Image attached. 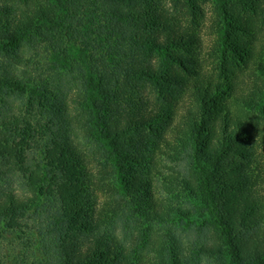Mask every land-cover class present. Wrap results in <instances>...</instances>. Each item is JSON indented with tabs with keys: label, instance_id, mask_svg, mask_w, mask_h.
<instances>
[{
	"label": "trees",
	"instance_id": "obj_1",
	"mask_svg": "<svg viewBox=\"0 0 264 264\" xmlns=\"http://www.w3.org/2000/svg\"><path fill=\"white\" fill-rule=\"evenodd\" d=\"M157 1L0 0V47L17 44L0 56V178L24 181L0 192V221L34 215L59 264H185L186 247L201 264H264V0H216L207 20L192 6L189 22ZM39 43L59 58L78 45L76 74L23 77ZM173 175L222 215L195 241L172 226L189 214L165 203ZM124 196L167 217L139 251L107 236Z\"/></svg>",
	"mask_w": 264,
	"mask_h": 264
},
{
	"label": "rangeland",
	"instance_id": "obj_2",
	"mask_svg": "<svg viewBox=\"0 0 264 264\" xmlns=\"http://www.w3.org/2000/svg\"><path fill=\"white\" fill-rule=\"evenodd\" d=\"M157 4L163 6L167 10H171L173 14H176L178 21L189 22L190 17H183L182 15V12H186V9L191 8L192 6L200 7L205 14V20H207L211 17L212 9L214 6L218 5V2L216 0H158ZM204 23H207V25L209 24V22L206 21ZM203 32L204 35L202 37L204 43H206L208 40L205 36L206 30L204 29ZM47 47L46 44L39 43L34 51H32L31 48L26 49L25 60L28 59L29 63H27V66L25 65L19 69V72H22L23 77L26 79H36V84L39 89H41V87L47 82L52 84L55 80L65 81L64 76H68L69 74L75 75L76 71L73 69L81 55L79 52L80 47L78 48V45H75L67 56L65 55L61 58L52 56ZM16 48L17 44L1 46L0 56L3 57L9 53L14 54ZM97 65L100 66V64ZM69 68L71 69L70 71ZM145 96L147 97L146 92ZM164 166L173 168V170L176 171L183 169L180 165H170L168 162ZM173 176L176 178L174 184L177 185L172 188L171 186L169 187L173 193L168 194L167 197L164 198L165 203L169 204V202H171V204H175L176 206L184 207L189 214L182 216L179 212H176L172 226L177 230V234L181 235L183 239H186L191 235L190 238H194L195 241L200 229L207 226L210 230H213L215 224L212 219L221 222L222 215L218 212V209L215 211V214L212 209H210L211 211H208V207L202 203L198 197H192L183 191L182 187L179 185L177 175ZM189 176L190 174L188 175V179ZM23 184V179L20 178L18 174L14 175L13 173L9 176L0 178V192L8 190H23ZM48 187L53 190V194L52 196L50 195L51 197H49L46 202V209L52 214V216H57L55 208L57 197H55L54 194L58 193V185L51 183ZM160 190L162 191L161 188ZM179 192L182 193L179 194ZM46 198L47 197H42L41 204ZM123 200L121 209L115 217L116 220L114 219V223L106 231L109 238L111 237L112 240L123 243L126 248H133L134 251L135 249L137 251L141 250L143 245L147 242V239L149 240L150 237L159 236V238H162L163 232H158L159 230L157 229L161 228V226H165L161 222L166 220L163 218L167 217H163L161 222L156 221L155 219H148L134 211L127 197L124 196ZM209 208H212L210 204ZM28 218H14V215H9L4 216L0 221V264H16L18 260L21 259L20 257L23 258L22 262L24 264H59L57 256L54 254V250L56 249L54 247L55 233L53 232L48 236L42 237L37 232L36 225L32 223L33 220L36 219L35 216L29 214ZM259 226L263 228L264 219L260 221ZM58 237L62 238V235L59 234ZM135 238H139V241H136ZM133 244H136L137 246L131 247ZM192 244L193 240L191 241V245ZM186 250L187 247L181 254L185 264H201V261L198 262L193 256H191V258L185 256L187 252ZM205 260L206 259L203 260L202 264H205ZM222 263L221 260L217 261V264Z\"/></svg>",
	"mask_w": 264,
	"mask_h": 264
}]
</instances>
